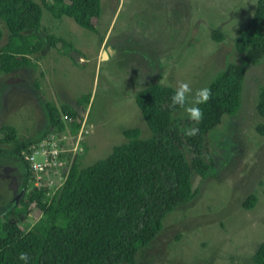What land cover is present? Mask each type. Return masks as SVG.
<instances>
[{
	"label": "rangeland",
	"instance_id": "rangeland-1",
	"mask_svg": "<svg viewBox=\"0 0 264 264\" xmlns=\"http://www.w3.org/2000/svg\"><path fill=\"white\" fill-rule=\"evenodd\" d=\"M257 1L102 0L95 32L72 18L57 20L44 9L39 35L66 40L82 60L45 43L32 57L37 67L0 74V140L5 137L1 129L10 126L18 130L20 141L50 133L72 150L62 179L54 180L49 190L53 196L77 158L84 168L106 159L127 142L128 129H139L144 140L152 138L135 101L139 92L156 83L177 89L183 82L195 93L209 87L228 64H241L238 32ZM0 26L5 44L9 33ZM214 30L223 33V42L212 40ZM263 83L264 58L247 70L238 115L225 116L208 136L213 171L205 179L193 175L195 199L167 215L161 234L138 253L136 264H254L253 255L264 242V136L258 132L264 119L256 111ZM83 96L89 101L79 106ZM48 105L60 112L63 105L72 107L83 118L81 124L77 121L81 126L73 133L66 121L64 134L51 131ZM25 160L12 144L0 142V223L16 221L30 231L40 211L14 214L26 178ZM252 195L258 203L246 210L243 204Z\"/></svg>",
	"mask_w": 264,
	"mask_h": 264
},
{
	"label": "trees",
	"instance_id": "trees-1",
	"mask_svg": "<svg viewBox=\"0 0 264 264\" xmlns=\"http://www.w3.org/2000/svg\"><path fill=\"white\" fill-rule=\"evenodd\" d=\"M44 9L57 20L72 18L79 27L95 32L102 0H0V22L9 33L2 44L0 26V74L37 67L32 57L45 43L64 56L70 57L75 50L62 38L47 35L44 40L39 35ZM211 37L217 43L225 38L219 30ZM236 51L242 55V63L228 64L212 81L210 99L199 105L203 115L198 123L176 118L184 112L169 106L176 89L156 83L135 97L151 139H142L139 129L125 130L127 142L115 147L106 159L84 168L81 157L77 158L53 196L45 187L31 189L34 173L23 163L26 178L14 214L27 216L34 208L40 217L30 231L16 221L0 223V264H24L19 260L22 252L28 254L27 264H136L138 253L161 234L167 215L195 199L193 175L205 179L215 167L206 148L208 136L225 116L238 115L247 70L264 58V0L257 1L252 17L238 32ZM258 95L256 111L264 119V83ZM89 98H80L79 106ZM47 110L50 129L59 135L67 129L61 113L73 119L69 125L73 133L81 126L77 121H83L67 105L61 112L53 105ZM191 127L199 129L197 134L186 136L184 131ZM1 132L5 137L0 142L12 144L20 157L51 135L20 141L14 127H3ZM258 132L264 136V127ZM257 203L252 195L243 207L252 210ZM253 262L264 264V242Z\"/></svg>",
	"mask_w": 264,
	"mask_h": 264
},
{
	"label": "built area",
	"instance_id": "built-area-1",
	"mask_svg": "<svg viewBox=\"0 0 264 264\" xmlns=\"http://www.w3.org/2000/svg\"><path fill=\"white\" fill-rule=\"evenodd\" d=\"M63 118L69 123L73 122V119L68 115H64ZM82 131L79 139L82 137ZM76 148H78V145H76ZM71 153L72 150L67 149L62 140L54 134L43 139L37 145L31 146L30 152L23 153L24 159H26L25 162L29 164L30 169L34 173V187L38 189L45 187L50 190L52 185H54V180L57 178L61 180L62 171H66ZM39 158H42V161ZM67 173L65 176H67ZM64 182L59 185L57 190Z\"/></svg>",
	"mask_w": 264,
	"mask_h": 264
},
{
	"label": "clouds",
	"instance_id": "clouds-1",
	"mask_svg": "<svg viewBox=\"0 0 264 264\" xmlns=\"http://www.w3.org/2000/svg\"><path fill=\"white\" fill-rule=\"evenodd\" d=\"M211 96L210 87H202L192 92V89L187 83H180L174 94L170 98V107L179 108L184 111L187 115V119L193 122H199L202 119V111L199 107L201 104H206ZM198 128L191 127L184 131L186 136H194L198 132ZM19 260L23 261L24 264L28 262V254L20 253Z\"/></svg>",
	"mask_w": 264,
	"mask_h": 264
},
{
	"label": "water",
	"instance_id": "water-1",
	"mask_svg": "<svg viewBox=\"0 0 264 264\" xmlns=\"http://www.w3.org/2000/svg\"><path fill=\"white\" fill-rule=\"evenodd\" d=\"M70 53H71V54H70V57H71L73 60H75V61H77V60L79 61V60H80V58H81L80 55H81V54H78L77 51H74V52L72 51V52H70ZM105 54H106L105 56H108V55H109V54H107V52H105Z\"/></svg>",
	"mask_w": 264,
	"mask_h": 264
},
{
	"label": "crops",
	"instance_id": "crops-1",
	"mask_svg": "<svg viewBox=\"0 0 264 264\" xmlns=\"http://www.w3.org/2000/svg\"><path fill=\"white\" fill-rule=\"evenodd\" d=\"M59 51V50H58ZM60 52V51H59ZM61 53V52H60ZM80 60H82V58H80Z\"/></svg>",
	"mask_w": 264,
	"mask_h": 264
},
{
	"label": "flooded vegetation",
	"instance_id": "flooded-vegetation-1",
	"mask_svg": "<svg viewBox=\"0 0 264 264\" xmlns=\"http://www.w3.org/2000/svg\"><path fill=\"white\" fill-rule=\"evenodd\" d=\"M244 205V204H243Z\"/></svg>",
	"mask_w": 264,
	"mask_h": 264
}]
</instances>
